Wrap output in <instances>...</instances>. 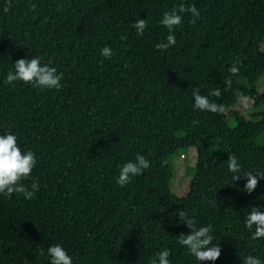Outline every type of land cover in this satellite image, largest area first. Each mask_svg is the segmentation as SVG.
<instances>
[{
  "label": "trees",
  "instance_id": "trees-1",
  "mask_svg": "<svg viewBox=\"0 0 264 264\" xmlns=\"http://www.w3.org/2000/svg\"><path fill=\"white\" fill-rule=\"evenodd\" d=\"M7 3L0 0V135L13 133L22 152L35 153L22 183L40 187L31 200L0 194V264H50L56 244L73 264H151L166 248L170 264H200L178 243L190 232L179 209L197 227L211 224L220 244V258L201 264L264 262V238L244 226L251 207L264 211V179L248 194L227 166L231 153L243 172H264V0H11L5 13ZM181 3L199 18L181 14L177 43L157 50L169 34L159 21ZM137 19L148 21L143 36ZM33 57L63 72L60 90L5 83L18 59ZM197 87L205 96L219 88L209 98L225 111L194 109ZM245 98L257 109L251 118L234 108ZM190 148L197 161L178 196L169 161ZM137 155L150 167L120 187V166Z\"/></svg>",
  "mask_w": 264,
  "mask_h": 264
},
{
  "label": "clouds",
  "instance_id": "clouds-1",
  "mask_svg": "<svg viewBox=\"0 0 264 264\" xmlns=\"http://www.w3.org/2000/svg\"><path fill=\"white\" fill-rule=\"evenodd\" d=\"M35 8L36 5L31 4L29 10H35ZM10 9L11 0H8L3 10L7 13ZM189 13L193 17L190 23L194 24L200 16V12L195 5L187 6L181 3L172 11L163 14V18L159 21V24L167 28L169 34L166 37V42H160L155 45L157 50L166 51L170 47L175 46L177 41L173 34L174 29L182 24L183 17L181 14ZM132 27L138 36H143L145 29L148 27V21L147 19H137L132 24ZM121 39L124 40L126 37L122 36ZM101 55L105 58H111L113 51L110 47L105 46L101 50ZM239 63L240 61L237 60L228 69L230 75L224 80L227 88L231 87L232 76L239 73ZM50 65L51 62L42 64L39 57L18 59L14 64V72L10 71L7 74L5 83L12 84L15 81H22L25 84L32 85L34 88L60 90L64 74L63 72L58 73L57 68ZM192 96L194 98V109L212 113H223L225 111L224 105L217 104L209 98H219L221 96V90L219 88L213 89L205 96L201 94L200 88L197 87L193 89ZM244 107L247 108L249 105L245 103ZM193 123H198V121H193ZM36 164L35 153L31 150L22 152L18 146L16 135L11 132L0 135V194L8 198H11L14 193L23 194L25 199L31 200L39 190V182L33 181L31 190H29L22 181L30 178ZM227 166L228 170L234 174L232 176L233 181L236 182L242 178L247 181L244 186V191L248 194L255 191L259 180L264 179V172H257L256 174L252 171L243 172L242 166L235 154L229 153ZM149 167L150 162L145 156L137 155L134 162L129 161L120 166L119 176L117 178L118 185L124 187L131 182L133 177L141 175ZM261 207L260 205L251 207L244 217V226L252 233L251 238L253 240L264 238V211L261 210ZM174 216H178L179 222L185 224L190 229L187 235L180 234L178 236V243L184 246L190 255L194 256L200 264L206 261L215 262L220 258L221 247L219 243H213L214 237L211 234V224L197 227L195 219L191 218L183 209L175 212ZM44 254V250L40 249V255ZM47 255L50 257V264H73L72 257L59 244L50 246L47 250ZM170 255L171 251L166 248L157 253V258L153 259L151 264H170ZM243 264H264V262L255 256L248 255L243 259Z\"/></svg>",
  "mask_w": 264,
  "mask_h": 264
},
{
  "label": "rangeland",
  "instance_id": "rangeland-1",
  "mask_svg": "<svg viewBox=\"0 0 264 264\" xmlns=\"http://www.w3.org/2000/svg\"><path fill=\"white\" fill-rule=\"evenodd\" d=\"M262 49L264 50V44L262 46ZM259 89L264 90V76L259 82ZM245 103H247L249 107L245 108ZM253 104V101L244 99L241 100L240 103L234 108L238 109L244 117L251 118L252 112L257 111ZM231 124H234V121L231 122ZM259 142L260 144H264V135L259 139ZM183 154L184 157H182V155L180 154L169 161V164L173 165L175 170V177L172 183V191L178 196H185L187 194L192 176H188L186 174V171L188 167L195 168V164L197 161V151L195 148H190Z\"/></svg>",
  "mask_w": 264,
  "mask_h": 264
},
{
  "label": "built area",
  "instance_id": "built-area-1",
  "mask_svg": "<svg viewBox=\"0 0 264 264\" xmlns=\"http://www.w3.org/2000/svg\"><path fill=\"white\" fill-rule=\"evenodd\" d=\"M182 157H184V156H182Z\"/></svg>",
  "mask_w": 264,
  "mask_h": 264
}]
</instances>
